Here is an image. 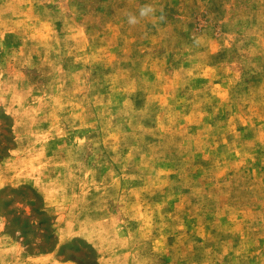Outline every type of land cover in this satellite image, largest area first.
<instances>
[{
    "label": "rangeland",
    "instance_id": "374dc122",
    "mask_svg": "<svg viewBox=\"0 0 264 264\" xmlns=\"http://www.w3.org/2000/svg\"><path fill=\"white\" fill-rule=\"evenodd\" d=\"M0 264H264V0H0Z\"/></svg>",
    "mask_w": 264,
    "mask_h": 264
},
{
    "label": "clouds",
    "instance_id": "9594fccd",
    "mask_svg": "<svg viewBox=\"0 0 264 264\" xmlns=\"http://www.w3.org/2000/svg\"><path fill=\"white\" fill-rule=\"evenodd\" d=\"M154 11H155V9H154L151 5H144V6L140 7V9H139V16H140L141 18H143V17H148V16L154 14ZM159 19H160L161 21H163V20H164V16L161 15V16L159 17ZM127 22H128L130 25H135V24H137L139 21H138V19H137V17H136L135 15H133V14H129V15H128V18H127Z\"/></svg>",
    "mask_w": 264,
    "mask_h": 264
}]
</instances>
